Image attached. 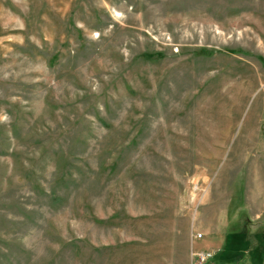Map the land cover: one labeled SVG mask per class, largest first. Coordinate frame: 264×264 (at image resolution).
Returning <instances> with one entry per match:
<instances>
[{"label": "rangeland", "instance_id": "rangeland-1", "mask_svg": "<svg viewBox=\"0 0 264 264\" xmlns=\"http://www.w3.org/2000/svg\"><path fill=\"white\" fill-rule=\"evenodd\" d=\"M258 244L264 0H0V264Z\"/></svg>", "mask_w": 264, "mask_h": 264}, {"label": "trees", "instance_id": "trees-1", "mask_svg": "<svg viewBox=\"0 0 264 264\" xmlns=\"http://www.w3.org/2000/svg\"><path fill=\"white\" fill-rule=\"evenodd\" d=\"M244 234L242 233V234H240V236H243ZM257 249H258V255L259 256H261L262 257V259L264 258V245H261V244H258V247H257ZM259 250H261L262 252L260 253V251ZM261 262V260L259 259V260H257V259H255L254 261H253V263L254 264H259Z\"/></svg>", "mask_w": 264, "mask_h": 264}, {"label": "crops", "instance_id": "crops-1", "mask_svg": "<svg viewBox=\"0 0 264 264\" xmlns=\"http://www.w3.org/2000/svg\"><path fill=\"white\" fill-rule=\"evenodd\" d=\"M231 261H232V260L229 261L230 264H237V263H232Z\"/></svg>", "mask_w": 264, "mask_h": 264}, {"label": "built area", "instance_id": "built-area-1", "mask_svg": "<svg viewBox=\"0 0 264 264\" xmlns=\"http://www.w3.org/2000/svg\"><path fill=\"white\" fill-rule=\"evenodd\" d=\"M202 258H204V257H202Z\"/></svg>", "mask_w": 264, "mask_h": 264}]
</instances>
